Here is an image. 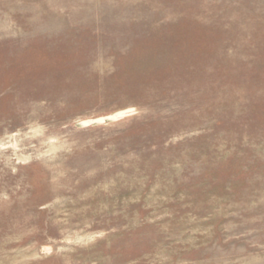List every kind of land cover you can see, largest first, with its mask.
<instances>
[{
  "label": "rangeland",
  "instance_id": "374dc122",
  "mask_svg": "<svg viewBox=\"0 0 264 264\" xmlns=\"http://www.w3.org/2000/svg\"><path fill=\"white\" fill-rule=\"evenodd\" d=\"M0 264H264V0H0Z\"/></svg>",
  "mask_w": 264,
  "mask_h": 264
}]
</instances>
